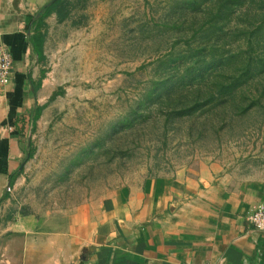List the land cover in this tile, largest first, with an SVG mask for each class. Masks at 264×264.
<instances>
[{
	"label": "rangeland",
	"instance_id": "1",
	"mask_svg": "<svg viewBox=\"0 0 264 264\" xmlns=\"http://www.w3.org/2000/svg\"><path fill=\"white\" fill-rule=\"evenodd\" d=\"M41 32L21 213L55 220L201 163L264 180V0H61Z\"/></svg>",
	"mask_w": 264,
	"mask_h": 264
},
{
	"label": "crops",
	"instance_id": "2",
	"mask_svg": "<svg viewBox=\"0 0 264 264\" xmlns=\"http://www.w3.org/2000/svg\"><path fill=\"white\" fill-rule=\"evenodd\" d=\"M49 1L0 0V48L14 60L0 86V264H264V231L248 220L264 202V180H237L219 162L147 176L55 220L17 209L10 181L23 173L46 85L31 27Z\"/></svg>",
	"mask_w": 264,
	"mask_h": 264
},
{
	"label": "trees",
	"instance_id": "3",
	"mask_svg": "<svg viewBox=\"0 0 264 264\" xmlns=\"http://www.w3.org/2000/svg\"><path fill=\"white\" fill-rule=\"evenodd\" d=\"M59 1L61 0H55V1L50 0L49 2H47L40 10L41 14L36 15L33 21L32 27H31L32 34L30 35V42L33 45V49L38 54L40 60H44L46 58L44 54L45 40H44V35L41 32V25L44 22V19L54 11ZM35 91H36V88H35ZM43 107H44L43 105H35L34 108L32 109L31 123H30V129H29L30 132L34 130L37 120L41 116ZM19 129L23 133L24 126L19 127ZM31 157H32V152L29 151L26 155L25 160H28ZM13 181H14V177L11 178L10 183L13 184Z\"/></svg>",
	"mask_w": 264,
	"mask_h": 264
},
{
	"label": "built area",
	"instance_id": "4",
	"mask_svg": "<svg viewBox=\"0 0 264 264\" xmlns=\"http://www.w3.org/2000/svg\"><path fill=\"white\" fill-rule=\"evenodd\" d=\"M13 55L7 48H0V86L7 85L13 77ZM249 222L264 231V202L257 204L248 217Z\"/></svg>",
	"mask_w": 264,
	"mask_h": 264
},
{
	"label": "water",
	"instance_id": "5",
	"mask_svg": "<svg viewBox=\"0 0 264 264\" xmlns=\"http://www.w3.org/2000/svg\"><path fill=\"white\" fill-rule=\"evenodd\" d=\"M52 1H55V0H52ZM39 15L41 14V12L38 13Z\"/></svg>",
	"mask_w": 264,
	"mask_h": 264
}]
</instances>
